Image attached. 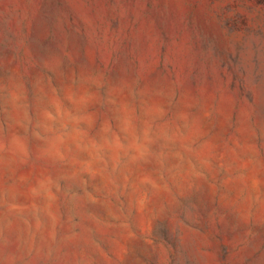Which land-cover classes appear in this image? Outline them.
I'll use <instances>...</instances> for the list:
<instances>
[{
	"label": "rangeland",
	"instance_id": "rangeland-1",
	"mask_svg": "<svg viewBox=\"0 0 264 264\" xmlns=\"http://www.w3.org/2000/svg\"><path fill=\"white\" fill-rule=\"evenodd\" d=\"M0 264H264V0H0Z\"/></svg>",
	"mask_w": 264,
	"mask_h": 264
}]
</instances>
